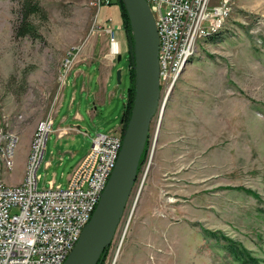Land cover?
I'll list each match as a JSON object with an SVG mask.
<instances>
[{"label": "rangeland", "instance_id": "rangeland-1", "mask_svg": "<svg viewBox=\"0 0 264 264\" xmlns=\"http://www.w3.org/2000/svg\"><path fill=\"white\" fill-rule=\"evenodd\" d=\"M94 1L41 0L47 18L33 17L42 38L32 39L14 37L18 2L0 0V136L17 137L14 168L3 173L9 184L22 182L33 134L50 115L53 127L37 172L40 190L52 181L66 187L94 134H111L122 122L127 52L112 77L115 96L96 117L88 91L65 85L76 53L99 23L111 18L122 25L118 4L98 11ZM230 1L219 40H200L152 120L105 264H120L125 254L130 264H241L227 238L264 264V0ZM57 127L67 133L59 137Z\"/></svg>", "mask_w": 264, "mask_h": 264}, {"label": "built area", "instance_id": "built-area-1", "mask_svg": "<svg viewBox=\"0 0 264 264\" xmlns=\"http://www.w3.org/2000/svg\"><path fill=\"white\" fill-rule=\"evenodd\" d=\"M104 2L108 4L109 0L94 1L98 11ZM147 2L160 39L158 111H162L200 40L223 28L232 4L230 0ZM98 28L106 31L111 44H116L123 26L113 25L108 18ZM53 118L50 115L38 124L19 184H9L3 176L14 168L17 137L10 132L0 136V264H63L90 222L116 166L124 136L121 132L97 133L67 186H55L52 181L50 188L40 190L37 172Z\"/></svg>", "mask_w": 264, "mask_h": 264}, {"label": "water", "instance_id": "water-1", "mask_svg": "<svg viewBox=\"0 0 264 264\" xmlns=\"http://www.w3.org/2000/svg\"><path fill=\"white\" fill-rule=\"evenodd\" d=\"M135 38L137 94L116 166L90 222L63 264H96L112 242L139 174L150 126L160 103V39L147 0H124ZM122 56H118V61ZM121 81V70L117 71Z\"/></svg>", "mask_w": 264, "mask_h": 264}, {"label": "crops", "instance_id": "crops-1", "mask_svg": "<svg viewBox=\"0 0 264 264\" xmlns=\"http://www.w3.org/2000/svg\"><path fill=\"white\" fill-rule=\"evenodd\" d=\"M108 38L106 31L102 28H98L94 36L87 39L83 47H81L76 53L72 69L68 74L65 83V85L70 83L75 87L80 85L81 91L84 93L88 91V98L91 99L89 112L93 117H96L99 114V107L108 104V98L110 96L112 98L111 100H113L115 93L110 91V86L117 67L118 56H122L124 52H127V42L124 29L121 31L119 30L118 41L116 44H111ZM127 98L128 96L123 99L124 110ZM75 117L82 119V116L79 113H76ZM111 129H113L112 133H120L122 129L121 119L120 123H117ZM82 130L88 132L86 129L82 128ZM56 131L58 136L61 137L67 133V127H57ZM97 133H99V131ZM130 249L131 248L129 247L127 253H131ZM130 258V254H125L123 256V260L126 264H130L133 261ZM124 261H122L123 264H125Z\"/></svg>", "mask_w": 264, "mask_h": 264}, {"label": "trees", "instance_id": "trees-1", "mask_svg": "<svg viewBox=\"0 0 264 264\" xmlns=\"http://www.w3.org/2000/svg\"><path fill=\"white\" fill-rule=\"evenodd\" d=\"M18 2V21L14 28V37L15 38H23V37H31L32 39H39L42 38L41 33L39 32V27L33 21V17H40L43 19L47 18V13L44 7L41 4V0H16ZM118 4L121 11V20L122 26L125 31L126 35V42H127V54L129 58V78H130V85L128 88V98L125 105V110L122 118V129L121 133L124 136V133L128 127L130 122L135 100L137 94V75H136V59H135V38L134 32L131 25L130 16L127 12V8L125 5L124 0H109L108 4ZM106 3L104 2L103 5ZM218 33L211 35L207 38H210L213 42H217ZM147 150V145L145 148V152ZM145 152L141 158L139 170L141 168V164L145 157ZM236 189H242L250 194H254L256 197H259L258 194L254 193L250 189H245L243 187H237ZM228 244L227 248L229 252L233 255L234 259L239 261L241 264H261L262 261L251 254L249 250L243 247L238 242L227 238ZM108 247L106 250L102 252L99 260L96 264H105L106 256H107Z\"/></svg>", "mask_w": 264, "mask_h": 264}]
</instances>
